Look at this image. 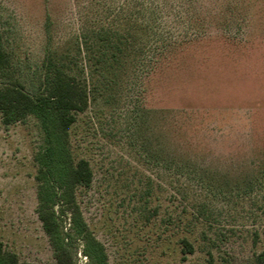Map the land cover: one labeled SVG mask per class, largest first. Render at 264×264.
Returning <instances> with one entry per match:
<instances>
[{"label": "rangeland", "instance_id": "374dc122", "mask_svg": "<svg viewBox=\"0 0 264 264\" xmlns=\"http://www.w3.org/2000/svg\"><path fill=\"white\" fill-rule=\"evenodd\" d=\"M0 32L11 74L0 88L36 95L53 58L88 90L68 141L91 167L76 201L108 264H254L264 0H0ZM42 144L34 116L6 125L0 114V245L55 264L35 211ZM72 252L88 264L80 240Z\"/></svg>", "mask_w": 264, "mask_h": 264}, {"label": "trees", "instance_id": "16d2710c", "mask_svg": "<svg viewBox=\"0 0 264 264\" xmlns=\"http://www.w3.org/2000/svg\"><path fill=\"white\" fill-rule=\"evenodd\" d=\"M10 75V60L3 49L0 32V76L9 78ZM87 104L86 86L53 58H48L45 64L42 88L36 95L27 93L19 82L0 88V114L4 124L23 122L32 115L41 127L43 144L34 156L37 164L35 211L55 264H76L72 246L77 240L83 243L88 264H108L103 245L89 230L76 201L77 188L88 187L92 181L91 167L85 159L74 160L68 141V131L76 114L84 111ZM62 218L69 220L67 230ZM262 235L264 238V227ZM182 243L188 252L192 251L185 239ZM253 262L264 264V246ZM0 264L30 263L20 262L14 253L3 250L0 245Z\"/></svg>", "mask_w": 264, "mask_h": 264}]
</instances>
